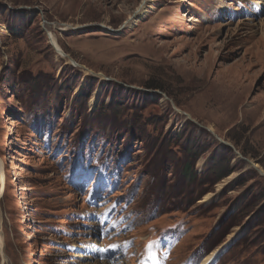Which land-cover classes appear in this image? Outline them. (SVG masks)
<instances>
[{"label":"rangeland","instance_id":"374dc122","mask_svg":"<svg viewBox=\"0 0 264 264\" xmlns=\"http://www.w3.org/2000/svg\"><path fill=\"white\" fill-rule=\"evenodd\" d=\"M141 2L0 0V264H264V0Z\"/></svg>","mask_w":264,"mask_h":264},{"label":"bare ground","instance_id":"6f19581e","mask_svg":"<svg viewBox=\"0 0 264 264\" xmlns=\"http://www.w3.org/2000/svg\"><path fill=\"white\" fill-rule=\"evenodd\" d=\"M151 0H142L141 4L139 5L138 9L135 12V15L132 16V18H130L128 21H126L127 25H131L132 22L135 20V18L138 17H142L145 13H146V9L148 7V4ZM66 26L70 27L71 25L67 24ZM109 30H113L111 27H108ZM51 35V44L53 45V47L55 49H58V53L62 56V57H66V52L62 49V47L60 46V44L58 43V40L55 36V34L53 32H50ZM62 51V52H61ZM223 99V97H221ZM220 98V99H221ZM223 101V100H222ZM233 101V100H232ZM228 103V102H227ZM233 104V103H232ZM254 164V163H253ZM255 166H257V164H254ZM263 171V170H262ZM6 184H7V173H6V168H5V164L4 161L0 158V197L2 195V193L4 192L5 188H6ZM1 209V208H0ZM0 232H1V225H0ZM1 235V233H0ZM0 241L2 243V237H0Z\"/></svg>","mask_w":264,"mask_h":264},{"label":"trees","instance_id":"16d2710c","mask_svg":"<svg viewBox=\"0 0 264 264\" xmlns=\"http://www.w3.org/2000/svg\"><path fill=\"white\" fill-rule=\"evenodd\" d=\"M182 175L185 177V179L188 182H190L195 177L196 173L194 171H192L191 165L186 163L184 165V168H183V171H182Z\"/></svg>","mask_w":264,"mask_h":264},{"label":"water","instance_id":"95a60500","mask_svg":"<svg viewBox=\"0 0 264 264\" xmlns=\"http://www.w3.org/2000/svg\"><path fill=\"white\" fill-rule=\"evenodd\" d=\"M123 27H124V25H123ZM49 35V39L51 40V35H50V33L48 34ZM57 51H58V49H56ZM62 52V51H61ZM67 55V54H66ZM66 57H69L68 55L66 56ZM70 59V61L74 64V65H79L74 59H72V58H69ZM222 140V139H221ZM223 141V140H222Z\"/></svg>","mask_w":264,"mask_h":264}]
</instances>
